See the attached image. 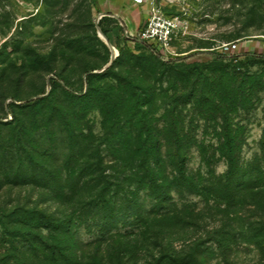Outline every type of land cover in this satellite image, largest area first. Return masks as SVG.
<instances>
[{
	"label": "trees",
	"instance_id": "trees-1",
	"mask_svg": "<svg viewBox=\"0 0 264 264\" xmlns=\"http://www.w3.org/2000/svg\"><path fill=\"white\" fill-rule=\"evenodd\" d=\"M84 2L89 9L77 21L87 33L66 34L62 43L70 51L59 58L54 49L43 69L55 74L50 92L11 104L10 119L0 117V190L31 186L42 202L59 205L1 210L0 264L227 263L237 243L255 246L264 260V152L244 164L240 133L232 123L233 113L249 109L255 93L264 91V81L248 69L264 63V52L214 51L204 60L211 64L190 63L180 57L165 60L154 45L135 41V47L151 51V67H142L150 80L165 79L185 90L164 102L159 128L152 110L157 88L124 75L127 62L121 54L93 72L108 62L107 56L96 60L99 49L109 51L91 19V4ZM98 25L109 36L119 20L106 14ZM59 62L64 66L58 72ZM74 65L85 74L80 91L62 76ZM181 98L208 105L223 120L216 150L227 162L224 173L209 167L202 145L196 146L208 170H188L192 145L175 113ZM94 109L102 116L100 132L89 126ZM173 191L212 202V226L204 224L210 212L177 201ZM81 226L95 227L99 239L80 246L74 231Z\"/></svg>",
	"mask_w": 264,
	"mask_h": 264
},
{
	"label": "rangeland",
	"instance_id": "rangeland-1",
	"mask_svg": "<svg viewBox=\"0 0 264 264\" xmlns=\"http://www.w3.org/2000/svg\"><path fill=\"white\" fill-rule=\"evenodd\" d=\"M55 1L0 0V117H3V121L11 117L9 105L19 104L28 98L50 92L52 87L50 78L55 74L43 69L50 62L49 58L54 49L57 50L59 58H63L62 52L70 51L67 45L62 43L64 36L71 34L70 38H75L83 32L87 33L86 28L79 27L80 22L77 21V17L80 13L88 11V2L62 0L61 3L54 5L52 2ZM88 1L91 4V19L96 25L97 20H100L102 13H106L107 8L103 0ZM154 1L158 8L176 17L180 23L169 50L161 51L157 46L165 60L180 57L184 62L200 61L211 64L204 60L209 58L220 45L231 42L238 44L236 53L263 52L260 43L264 39V0ZM98 36L109 52L106 54V49L101 47L100 56L96 57V60L101 61L107 56L109 62L114 53L104 39L99 34ZM105 36L117 50L114 59L121 54V58L127 62L124 75L137 83L139 79L144 80L142 81L144 83L150 81L157 88L152 110H154L157 125L162 128L164 123L162 116L165 114L164 102H167L174 94L180 95L185 90L180 84L176 88L173 82H167L165 79L163 82H154L149 79L150 74L142 71V67H151L150 61L147 60L151 56V51L134 46L135 41H140L139 36L138 34L130 35L123 22H119V28L111 32L109 36L106 34ZM106 64L95 70L101 72ZM62 66L64 63L59 62L56 70L59 72ZM248 69L250 75L264 81V63L251 65ZM62 76L78 91L85 87V74H82L75 65L63 72ZM21 79H23L22 82ZM106 81L114 82L112 79ZM184 100L186 99H180L181 103L175 113L180 116V124L184 132L189 135L188 143L192 145L188 158V170L193 173L200 171L203 174L208 170L196 146L202 145L207 151L209 167L216 174L224 173L227 170V162L216 150L219 146L218 133L222 130L223 120L213 109H209L208 105L184 103ZM251 103L249 109H240L232 115V123L240 133L241 161L244 164L264 152V91L256 92ZM88 121L95 132L101 131L102 116L99 110L91 111ZM60 156L62 157L63 154L60 153ZM173 197L179 202L194 204L196 210L210 212L208 216L211 217H207L204 224L206 228L212 226L213 214H216L212 202H205L200 196L187 192L173 191ZM42 200L44 199L41 198V193L31 186H6L0 190V211L11 212L17 206H38L51 210L59 208V205L52 201L42 202ZM145 203L147 206L150 205L149 200ZM197 232L200 234L202 228ZM74 234L80 246L85 247L99 239L100 232L95 227L89 229L81 226L74 231ZM2 241L3 228L0 226V256L4 252ZM229 254L227 263L214 259L211 264H264L258 249L252 245L237 243L229 250Z\"/></svg>",
	"mask_w": 264,
	"mask_h": 264
},
{
	"label": "built area",
	"instance_id": "built-area-1",
	"mask_svg": "<svg viewBox=\"0 0 264 264\" xmlns=\"http://www.w3.org/2000/svg\"><path fill=\"white\" fill-rule=\"evenodd\" d=\"M135 2L139 4H148L150 10L144 27L138 33L139 40L146 41L147 43L154 45L156 48L158 46L161 51H168L171 47L173 38L179 30V20L176 17L163 12L157 7L154 0H135ZM260 47L264 52V39L260 43ZM237 49L238 44L231 42L220 45L216 51L232 56L238 54L236 53Z\"/></svg>",
	"mask_w": 264,
	"mask_h": 264
},
{
	"label": "crops",
	"instance_id": "crops-1",
	"mask_svg": "<svg viewBox=\"0 0 264 264\" xmlns=\"http://www.w3.org/2000/svg\"><path fill=\"white\" fill-rule=\"evenodd\" d=\"M106 6V14L123 22L127 32L134 36L144 27L149 16L148 4H139L135 0H103Z\"/></svg>",
	"mask_w": 264,
	"mask_h": 264
},
{
	"label": "water",
	"instance_id": "water-1",
	"mask_svg": "<svg viewBox=\"0 0 264 264\" xmlns=\"http://www.w3.org/2000/svg\"><path fill=\"white\" fill-rule=\"evenodd\" d=\"M103 15H105V13H102L101 14V16L100 17H102ZM98 22H99V19L97 20V24H96V27H97V31H98V34L104 39V41L107 43V45L110 47V49L113 51V55H112V57H111V59H110V61L106 64V66L103 68V70L104 69H106L110 64H111V62L113 61V59H114V57H115V55H116V53H117V50H116V48L109 42V40H108V38L105 36V34L103 33V31L101 30V28H100V26L98 25ZM115 50H116V52H115ZM93 72H97V70H95V71H93ZM49 86H50V84H49ZM49 91V90H48ZM48 93V92H47ZM41 96H43V95H39V96H37V97H41ZM35 98V97H34Z\"/></svg>",
	"mask_w": 264,
	"mask_h": 264
},
{
	"label": "bare ground",
	"instance_id": "bare-ground-1",
	"mask_svg": "<svg viewBox=\"0 0 264 264\" xmlns=\"http://www.w3.org/2000/svg\"><path fill=\"white\" fill-rule=\"evenodd\" d=\"M115 52H116V50H115Z\"/></svg>",
	"mask_w": 264,
	"mask_h": 264
}]
</instances>
